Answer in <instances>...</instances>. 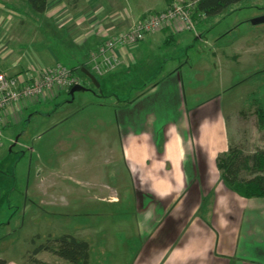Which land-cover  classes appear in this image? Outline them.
I'll return each mask as SVG.
<instances>
[{
    "label": "crops",
    "instance_id": "crops-1",
    "mask_svg": "<svg viewBox=\"0 0 264 264\" xmlns=\"http://www.w3.org/2000/svg\"><path fill=\"white\" fill-rule=\"evenodd\" d=\"M171 2L47 0L38 13L27 0H0V72L22 78L64 66L61 59L71 60V68L90 66V52L105 38ZM175 32L164 28L120 48V65L101 75L108 84L120 82L131 89L126 100L115 95V128L106 143L125 169V198L134 200L141 246L131 264H264V197H243L227 188L216 167V157L230 143L223 109L209 99L188 98L185 67L168 70L154 53L174 40ZM151 57L153 71L143 75ZM62 92L54 88L4 108L0 155L4 141L11 143L14 135L5 132L6 124L21 121ZM102 146L95 151L107 150ZM109 160L117 162L113 156ZM100 198L119 202L114 188ZM30 250L18 260L5 259L6 264H26L23 257ZM36 258L62 264L47 251Z\"/></svg>",
    "mask_w": 264,
    "mask_h": 264
},
{
    "label": "rangeland",
    "instance_id": "rangeland-1",
    "mask_svg": "<svg viewBox=\"0 0 264 264\" xmlns=\"http://www.w3.org/2000/svg\"><path fill=\"white\" fill-rule=\"evenodd\" d=\"M263 16L264 0H242L194 19V31L175 32L174 40L154 52L168 70L185 67L188 98L196 95L220 105L230 143L243 154L264 147V127L255 115L256 100H264V22L252 23ZM152 58L144 64L143 75L152 73ZM60 61L70 69L75 65ZM88 68L98 87L76 72L84 90L75 91L71 99L70 89H62L54 100L5 126L14 135L11 143L4 141L0 155L2 259L18 260L49 236L63 234L89 243L90 264H131L141 246L134 200L126 199L121 189L125 169L106 144L115 128V95L126 100L131 89L120 82L108 84ZM100 145L107 150L96 152ZM111 156L117 162H110ZM111 188L119 196L114 204L100 198Z\"/></svg>",
    "mask_w": 264,
    "mask_h": 264
},
{
    "label": "built area",
    "instance_id": "built-area-1",
    "mask_svg": "<svg viewBox=\"0 0 264 264\" xmlns=\"http://www.w3.org/2000/svg\"><path fill=\"white\" fill-rule=\"evenodd\" d=\"M185 1H173L161 12L146 13L125 31L105 38L90 52L88 57L90 68L97 75L116 69L121 63L120 54L117 52L120 48L143 40L164 28L194 31L196 23L191 15L192 2ZM201 17L203 15L199 16ZM78 84H81L79 77L70 68L60 64L38 71L34 77L20 78L0 72V140L3 129L2 112L6 106L21 98L40 95L54 88L70 89Z\"/></svg>",
    "mask_w": 264,
    "mask_h": 264
},
{
    "label": "trees",
    "instance_id": "trees-1",
    "mask_svg": "<svg viewBox=\"0 0 264 264\" xmlns=\"http://www.w3.org/2000/svg\"><path fill=\"white\" fill-rule=\"evenodd\" d=\"M187 1L192 2L191 15L193 19H197L200 15L212 16L217 14L226 7L242 0H186L185 2ZM27 2L38 13L43 12L47 5V0H27ZM81 67L90 71L85 64L70 70L74 74L76 72L81 74ZM260 91H263V87ZM256 106L257 121L260 126L264 127V100H256ZM216 167L220 179L227 188L243 197H264V147L249 154H243L229 143L227 151L216 157ZM42 251L50 252L58 258L66 260L69 264H89V243L70 234H63L54 238L49 236L45 242L40 243L25 254L27 257L25 263L51 264L36 258V254ZM0 264H6V260L0 258Z\"/></svg>",
    "mask_w": 264,
    "mask_h": 264
},
{
    "label": "water",
    "instance_id": "water-1",
    "mask_svg": "<svg viewBox=\"0 0 264 264\" xmlns=\"http://www.w3.org/2000/svg\"><path fill=\"white\" fill-rule=\"evenodd\" d=\"M259 22H264V16L260 17V18H257V19H254L252 21L253 24H256V23H259ZM81 71L92 82L93 85H95L97 87L99 86L96 77L89 70H87L86 68H82ZM84 89L85 88L81 84H78V85H75V86L71 87L70 90H69V95L71 96V99L73 98V95H74L75 91L84 90Z\"/></svg>",
    "mask_w": 264,
    "mask_h": 264
}]
</instances>
